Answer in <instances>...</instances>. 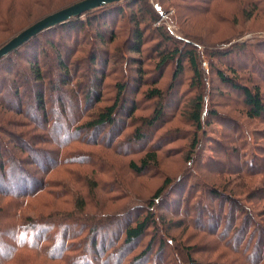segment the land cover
<instances>
[{
    "label": "rangeland",
    "instance_id": "rangeland-1",
    "mask_svg": "<svg viewBox=\"0 0 264 264\" xmlns=\"http://www.w3.org/2000/svg\"><path fill=\"white\" fill-rule=\"evenodd\" d=\"M79 1L0 0V48ZM157 3L90 12L0 60V236L28 218L54 217L66 225L60 235L99 223L95 234L84 230L69 242L68 264H264V118L250 119L242 92L219 79L258 88L264 103V0ZM133 15L144 20L140 54L128 52ZM173 50L196 52L200 89L186 58L174 81L176 61L158 68L160 52ZM154 88L162 98L146 99ZM197 95L201 130L188 119ZM114 101L113 126L85 127ZM147 154L156 163L133 172L129 164L140 167ZM148 214L154 225L125 244L126 228ZM4 241L13 240L0 237L4 264H66L39 249L3 258ZM59 245L57 238L49 246L53 254Z\"/></svg>",
    "mask_w": 264,
    "mask_h": 264
},
{
    "label": "trees",
    "instance_id": "trees-1",
    "mask_svg": "<svg viewBox=\"0 0 264 264\" xmlns=\"http://www.w3.org/2000/svg\"><path fill=\"white\" fill-rule=\"evenodd\" d=\"M163 1L164 0H158L159 3H157V5H160L161 3L163 4ZM122 2L143 3V5H144L143 7L146 8L145 5H146V3L148 4L149 0H124ZM114 4H117V3H114ZM114 4H109V5H106L104 7L91 10L89 12H86L84 14V16L90 15L91 14L90 12L94 13L96 11H101L103 8H106V7L114 5ZM151 16H154V15L152 14ZM80 18L81 17H76V18L70 19V20H68V21H66V22H64V23H62V24H60L54 28L45 30V32L57 31V30H60L62 27H68L67 26L68 24L72 25L75 22H79ZM153 20H155L154 17H153ZM143 21H144L143 19L137 20L135 15H133L129 20V22L131 23V36L133 37V39H132L133 45H132V47H129L130 51L128 50V52H132V53H136V54L141 53V49H142V46L144 44V33H143V30L140 29V26L143 23ZM84 25L86 26V24H84ZM84 25L81 24L80 27L82 28ZM43 32H41V33H43ZM41 33L38 35L41 36ZM39 36H35L31 40H35ZM160 36H161V38H163L164 31L160 32ZM111 40H112V42H110V43H113L115 40L114 36L111 38ZM166 40H169V39H166ZM15 51H13L12 53H14ZM12 53H10V54H12ZM160 53L162 54V57L160 58L159 63H158L159 69H161L167 62H172V61L177 62L176 71L173 74L172 81H174L178 75L182 74V64H181V61L179 59L186 58L189 62V65L191 67V71L193 74V76H192L193 82L191 85H193V83H194L195 86L197 85V88L200 87V85L202 83V74L200 73V71L198 69V58H197V54L195 51L187 52V54H185V55H182L179 50H173L168 54H164L163 52H160ZM10 54L3 57L2 59L6 60V58L8 56H10ZM89 59L91 61V64H93L95 62V56L93 54L90 56ZM178 60H179V62H178ZM31 69H32V73H35L36 80H38V82L42 81L43 77H42L41 73L39 72V70L37 69L36 63L32 64ZM58 69L60 70L59 75L63 74L66 78L68 77L69 70L66 68L65 65H63L62 63H59ZM219 79L222 82L230 83L232 86L236 87V89H239L242 92V94L244 96V105L248 109L247 116L250 119L264 118V103L262 101L261 93L258 90V88L250 89L246 86H238V84H236L235 80L226 78L225 75H222L221 73H219ZM63 85H67V83H64ZM198 89H200V88H198ZM122 90H123V87H121V90H119L118 93L120 94ZM7 93H10V92H7ZM117 97L120 98V96H117ZM145 97L148 100H150V99L160 100L162 98V92L159 91L158 89L154 88V89L146 92ZM118 98H117V101H118ZM41 99L42 98L40 97V100H39V96L36 97V103H37V106L39 107V109H43ZM117 101H114V103L111 106L106 107L104 109H101V111L97 114V116L93 120H91V122L87 123L85 125V127L89 130H95V129L101 128L102 126H107V127L113 126L114 125L115 112L117 111L116 110L117 109V103H118ZM203 105H204V102H203L202 96L197 95L191 101V108H190V112L188 114V119L190 120V122H192V124L198 130L202 129V113H203V107H204ZM161 113H162L161 109L157 110L153 116V120L154 121L158 120L161 116ZM195 146H196V140H193L192 147L195 148ZM156 161H157V158H156L155 154H147L140 161V164H141L140 167L136 166L134 163H130L129 167L131 168V170L133 172L140 174L143 171H145L149 167V165L155 164ZM0 169L3 170L2 168H0ZM1 173H3V172H1ZM166 186L167 185L163 184L162 187L157 190V192L154 196L155 200H153V202L157 201L161 198L163 190ZM5 194H8V193L5 192ZM16 197H19V195L13 196V198H16ZM75 203H76L75 210L77 208V210L79 212H83L84 211L83 210L84 209L83 201H79V198H78V200ZM69 217L72 218L73 214H70ZM48 219H51L50 222H48L49 221ZM54 219H55L54 217H52V218H41V217H39V218H37V220L28 218L26 220V224L23 223V224H17V226L16 225L11 226L9 233H5V235L0 236V237L10 236L13 240L11 245L7 244L4 241L8 245V251L9 252L3 258L10 257L12 255V253L14 254V251L19 250V249H29V250H32V249L38 250L39 249V252L40 251H43V252L47 251L46 254H48L49 256H51L53 258L56 257L55 260L61 259V260H64L66 262V264H68L67 260L69 259V257L66 256V254L70 251V248H71V244H69V242L72 241L74 238L78 237V235L81 231L85 230L88 232V235H89V233L91 231H92V233L95 234V232L97 230H99V228H98L99 223H96V224L91 225V226L87 225V227H84L75 233L63 231L62 234L60 235L61 227L66 226V225L61 224V221L57 223ZM152 221H153L152 215L148 214L144 219L136 221L134 223L133 227L126 228L125 233H124V235H125L124 243L125 244L131 243L132 241L142 237V235H144V233L154 225L153 224L154 222H152ZM234 227L235 226L233 225V227L230 229V231ZM42 231L44 232L43 235H42ZM84 232H83V234H84ZM244 234L246 236V232H244ZM88 235L86 237H88ZM57 238H58V240H60V245H59L58 252L56 254L55 253L53 254L51 248H53L55 246V240ZM93 244H94V241H93ZM49 246H52V247L49 248ZM49 249H51L50 252H48ZM147 249H150V244H149ZM7 261L8 260H0V264H4ZM188 263L189 264H198L197 262H194V260H192V258H188Z\"/></svg>",
    "mask_w": 264,
    "mask_h": 264
},
{
    "label": "water",
    "instance_id": "water-1",
    "mask_svg": "<svg viewBox=\"0 0 264 264\" xmlns=\"http://www.w3.org/2000/svg\"><path fill=\"white\" fill-rule=\"evenodd\" d=\"M122 1L124 0H82L63 10L51 14L38 21L31 27L27 28L26 30L22 31L4 46H2L0 48V59L17 50L33 37L37 36L45 30L51 29L70 19L80 17L91 10Z\"/></svg>",
    "mask_w": 264,
    "mask_h": 264
}]
</instances>
